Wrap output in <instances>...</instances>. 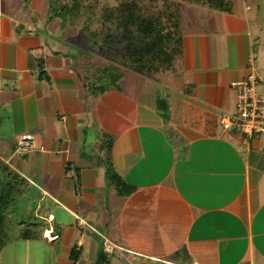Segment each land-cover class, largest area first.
<instances>
[{"label": "crops", "instance_id": "crops-1", "mask_svg": "<svg viewBox=\"0 0 264 264\" xmlns=\"http://www.w3.org/2000/svg\"><path fill=\"white\" fill-rule=\"evenodd\" d=\"M231 1L104 91L83 18L0 0V264H264V134L221 125L234 82L264 92V0Z\"/></svg>", "mask_w": 264, "mask_h": 264}, {"label": "trees", "instance_id": "trees-1", "mask_svg": "<svg viewBox=\"0 0 264 264\" xmlns=\"http://www.w3.org/2000/svg\"><path fill=\"white\" fill-rule=\"evenodd\" d=\"M53 16L83 18L81 32L104 61H88L89 78L108 90L128 72L164 74L176 68L190 9L228 11L231 0H49ZM189 11V13H188ZM77 253H74L75 258Z\"/></svg>", "mask_w": 264, "mask_h": 264}, {"label": "built area", "instance_id": "built-area-1", "mask_svg": "<svg viewBox=\"0 0 264 264\" xmlns=\"http://www.w3.org/2000/svg\"><path fill=\"white\" fill-rule=\"evenodd\" d=\"M261 80L260 76L251 72L232 84L236 90L234 111L222 113L221 125L224 129L237 130L248 136L264 134V92H256ZM30 144V136L25 135L19 140L18 147L27 149Z\"/></svg>", "mask_w": 264, "mask_h": 264}, {"label": "rangeland", "instance_id": "rangeland-1", "mask_svg": "<svg viewBox=\"0 0 264 264\" xmlns=\"http://www.w3.org/2000/svg\"><path fill=\"white\" fill-rule=\"evenodd\" d=\"M191 9H193V8H191ZM191 9H190V11H191ZM188 13H189V11H188ZM84 42H85V50H86V53L85 52H83V53H84V55L86 57H90V60H93L94 62H99V61L102 62V61H104V59L100 55H98L95 51H93L90 48V45H89V43L86 40H84ZM78 52L77 53L80 54L82 51H78Z\"/></svg>", "mask_w": 264, "mask_h": 264}]
</instances>
